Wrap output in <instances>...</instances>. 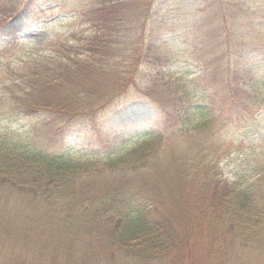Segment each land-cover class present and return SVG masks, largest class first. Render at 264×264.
I'll return each instance as SVG.
<instances>
[{"label":"trees","instance_id":"obj_1","mask_svg":"<svg viewBox=\"0 0 264 264\" xmlns=\"http://www.w3.org/2000/svg\"><path fill=\"white\" fill-rule=\"evenodd\" d=\"M136 2L98 0L88 11L96 35L87 51L91 60L79 66V93L59 98L46 72L41 84H28L26 107L52 117L32 134L30 148L0 137V264H264V140L249 142L248 150L240 142L236 155L242 160L226 178L213 146L199 145L195 153L183 136L213 124L212 108L219 109L222 128L242 113L258 120L264 48L223 46L198 74H164L158 67L162 45H155L143 63L153 65L151 74L139 87V49L119 46L117 20ZM208 21L207 37L229 29L216 11ZM105 41H112V50ZM70 70L59 65L55 82ZM130 89L150 101L109 111L108 124L94 122L92 138L88 132L82 138L74 121L87 116L82 107L100 109ZM195 97L199 101H191ZM40 98L44 102L33 103ZM113 133L136 142L102 144V134ZM257 133L250 125L243 144ZM67 140L75 145L65 146ZM44 146H58V153Z\"/></svg>","mask_w":264,"mask_h":264},{"label":"rangeland","instance_id":"obj_2","mask_svg":"<svg viewBox=\"0 0 264 264\" xmlns=\"http://www.w3.org/2000/svg\"><path fill=\"white\" fill-rule=\"evenodd\" d=\"M96 1L98 0H0V137L20 140L21 145L30 148L32 134L37 135L41 127L52 120V117H47L42 110L28 109L24 103L28 84L42 83L39 80L40 74L46 72L50 89L61 99L81 91L77 88L78 76L82 75L79 66L81 61L91 60L92 54L87 51L92 48L96 35L91 27V21L95 18H91L88 11ZM136 1L126 17L117 16V20H121L119 46L128 45L139 49V61L136 63V66L140 67L136 79L139 87L146 85L144 82L148 73L151 74L153 65L143 63L148 61L155 45H162L159 51L163 55V61L158 67H161L164 74L186 70L192 72L191 74H198L204 69V64L215 58L223 46L234 51L264 48V0ZM215 11L221 14L222 18H227L229 29L219 30L217 35L214 33L207 37L210 30L206 24ZM105 45L107 49L112 50V41H105ZM107 53L110 54V51L107 50ZM115 60L108 58L107 61L119 63V59ZM59 65L62 70L71 69L70 75L59 74V79L55 82ZM52 70H55L54 76L50 72ZM72 72L73 78L70 80ZM199 87L204 90L202 82ZM38 95L39 92L35 98ZM197 100L195 97L191 101ZM40 101L44 102L40 98L34 99L33 103ZM143 101L150 99L130 89L121 97L110 96L100 109L99 106L95 109L80 106L87 116L76 118L74 121L76 126H79L78 129L83 131V138L86 132L90 133V125L94 122L103 126L108 124L107 116L113 115L108 113L109 111L118 110L124 105L143 104ZM90 109L92 111H87ZM217 110L219 111L218 108L207 110L214 119L213 124L207 123L206 126L183 134L187 140L184 144L190 145L195 153L198 152L199 145L205 148L213 146L214 157L220 159L219 165L228 178L230 172L237 168L239 160H242V157H239L243 154L236 155L240 142L242 149L248 150L246 144L249 142L257 145L260 141L256 140H264V110L255 114V118H258L255 121L249 114L234 115L227 121L225 128L220 124ZM250 125L259 133L243 144V136L248 132ZM89 137L92 138L91 133ZM100 140L106 145H116L126 140H129V145L136 142L129 137H121L119 133L107 136L102 134ZM229 144H232V147L226 149ZM73 145L75 144L72 140L65 143V146ZM57 148L58 146H44L42 149L45 152L58 153ZM78 149L80 146L73 150ZM222 156L225 159L222 160ZM9 242L12 243V240ZM5 247L8 248V245ZM1 249L5 250L4 247ZM10 254L15 255L13 252ZM24 255L28 258V254Z\"/></svg>","mask_w":264,"mask_h":264}]
</instances>
